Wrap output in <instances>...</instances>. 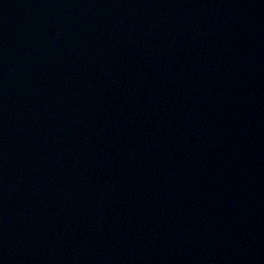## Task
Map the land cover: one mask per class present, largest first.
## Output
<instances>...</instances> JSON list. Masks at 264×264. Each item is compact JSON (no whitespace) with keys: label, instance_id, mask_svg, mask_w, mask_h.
Returning a JSON list of instances; mask_svg holds the SVG:
<instances>
[{"label":"water","instance_id":"water-1","mask_svg":"<svg viewBox=\"0 0 264 264\" xmlns=\"http://www.w3.org/2000/svg\"><path fill=\"white\" fill-rule=\"evenodd\" d=\"M0 264H264V0H0Z\"/></svg>","mask_w":264,"mask_h":264}]
</instances>
